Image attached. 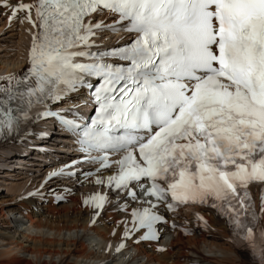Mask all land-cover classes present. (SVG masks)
<instances>
[{
    "label": "snow or ice",
    "instance_id": "6c2138e0",
    "mask_svg": "<svg viewBox=\"0 0 264 264\" xmlns=\"http://www.w3.org/2000/svg\"><path fill=\"white\" fill-rule=\"evenodd\" d=\"M0 7L36 29L26 74L0 87V130L18 128L34 104L94 88L90 124L52 111L42 115L76 133L92 163L115 166L117 174L97 178V185H114L133 200L130 185L139 186L169 210L175 208L169 195L179 203H207L246 231L244 239L256 248L253 227L241 217L255 218L248 189L264 185V0H17ZM105 14L116 19H96ZM117 30L135 38L100 51L93 37ZM84 203L102 210L110 201L97 193ZM145 203L132 210L125 238L143 229L140 239H159L156 226L166 221L154 211L159 203ZM260 240L264 264V232Z\"/></svg>",
    "mask_w": 264,
    "mask_h": 264
},
{
    "label": "bare ground",
    "instance_id": "6f19581e",
    "mask_svg": "<svg viewBox=\"0 0 264 264\" xmlns=\"http://www.w3.org/2000/svg\"><path fill=\"white\" fill-rule=\"evenodd\" d=\"M7 59L0 62V74L11 76L21 69L24 57ZM28 183L10 185L7 190L11 196L0 195V264L119 263L121 258L115 254L112 245L120 239L127 223L120 222L124 217L117 210H105L97 223L90 225L94 212L92 205L84 201L92 195L90 185L93 184L70 197V204L58 207L35 205L43 211L27 219L26 227H23L17 224L16 216L9 219L7 212L26 204L19 198L26 192ZM57 188L55 193H58ZM207 221V228H203L198 237L175 236L168 243L172 251L159 254L152 249L151 254H145L144 249L137 248L141 256L135 262L146 258L145 264H248L247 257L232 248L224 225L212 216ZM91 239L103 246L94 247L89 242Z\"/></svg>",
    "mask_w": 264,
    "mask_h": 264
},
{
    "label": "rangeland",
    "instance_id": "374dc122",
    "mask_svg": "<svg viewBox=\"0 0 264 264\" xmlns=\"http://www.w3.org/2000/svg\"><path fill=\"white\" fill-rule=\"evenodd\" d=\"M11 35V34H10ZM16 36H13V38H15ZM6 41H9L4 47L0 48V51H2L0 53V56H9L11 57H17L18 56V43H14V41H16L15 39H8L5 38ZM13 42V43H11ZM20 44V43H19ZM6 61H10L9 59H7ZM17 62V61H16ZM15 178H19V177H15ZM12 185V184H11ZM10 186V185H9ZM7 186L4 188V191L1 192L0 191V195L1 196H11L9 195V191L7 190ZM8 191V192H6ZM8 193V194H7Z\"/></svg>",
    "mask_w": 264,
    "mask_h": 264
}]
</instances>
